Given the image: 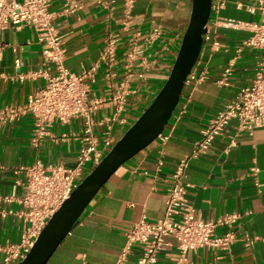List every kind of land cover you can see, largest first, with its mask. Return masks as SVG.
<instances>
[{"label":"crops","instance_id":"1","mask_svg":"<svg viewBox=\"0 0 264 264\" xmlns=\"http://www.w3.org/2000/svg\"><path fill=\"white\" fill-rule=\"evenodd\" d=\"M77 1L81 5L77 12L57 18L67 50L66 65L77 73L95 68L84 77L90 96L102 100L95 113V131L99 136L110 133L118 140L165 83L189 24L193 0H135V19L128 31L120 26L123 0H116L113 6H103L99 0ZM246 2L226 0L224 7L212 11L208 28L222 47L213 50L208 41L202 48L197 69L207 72L208 78L185 84L163 132L168 138H157L111 176L47 264H114L134 222L143 216L156 221L164 215L179 160L193 150L211 118L255 74L259 52L248 47L239 51L252 33L246 24L260 19ZM158 26L161 34L149 40V33ZM109 31L120 36L111 64L101 60ZM44 47L32 27L0 30V108L22 107L44 87L45 72H54L44 65ZM135 47L138 59L129 74L127 57ZM231 62L233 83L222 86L217 78ZM124 81L127 93L117 112L120 101L115 96ZM84 127L82 116L53 122L37 146L32 142V115L0 119V263L6 246L19 242L27 225L20 215L25 176L16 170L37 159L44 164L74 166ZM186 181L187 198L196 214L209 220L237 215L219 229L233 230L237 240L229 249L201 247L182 257L177 240L171 237L172 245L158 253L155 264H264V126L249 133L239 130L238 120L232 119L226 134L215 139L210 151L191 161ZM140 251L139 246L133 248L128 264H136Z\"/></svg>","mask_w":264,"mask_h":264},{"label":"built area","instance_id":"2","mask_svg":"<svg viewBox=\"0 0 264 264\" xmlns=\"http://www.w3.org/2000/svg\"><path fill=\"white\" fill-rule=\"evenodd\" d=\"M56 2L58 7H56ZM116 0H99L103 6H113ZM250 12L258 13L260 19L246 24L251 35L243 42L239 51L248 47L259 52L260 58L255 74L248 85L237 89L234 97L225 107L215 114L208 126L202 130L201 138L193 150L183 156L172 176L165 202L164 215L156 221H149L145 216L134 222L127 232L124 247L114 264H128L135 246L141 251L136 264H155L158 253L171 246L169 238L177 240V247L182 257L192 249L209 247L214 250L229 249L237 240L233 230L219 232L225 224L231 223L237 215H229L218 220H209L196 214L194 206L187 198L186 171L193 159L206 155L215 139L226 134L232 119L238 120L239 130L253 133L256 128L264 126V0H247ZM226 5V0H213L212 11ZM238 5L244 6L242 2ZM81 5L77 0H0V30L10 26L22 29L32 27L39 42L44 43V65L47 74L44 87L29 96L22 107L0 108V119L14 120L23 114H30L34 119L32 142L40 145L49 134V125L53 122H68L71 118L82 116L85 127L81 135L82 146L74 166L62 164H44L37 159L32 164L21 165L16 173L24 174V193L21 198L23 210L20 215L27 225L19 242L6 246L5 256L0 264H18L30 252L36 238L48 223L51 216L71 195L83 178L103 159L117 140L110 134L99 136L95 131V113L102 100L90 96L84 77L91 71L77 73L66 65L67 50L63 44V34L57 24L59 16H68L77 12ZM135 0H123L120 26L130 30L134 22ZM236 25V22H229ZM161 34L158 26L149 33L153 40ZM119 33L109 31L101 54V60L111 64L116 56ZM211 42L213 50H220L222 44L217 36L207 28L204 43ZM203 48V47H202ZM138 59V49L133 48L127 57V70L133 72ZM201 56L192 69L188 80L196 82L208 78L207 72H198ZM144 60L141 61L144 66ZM234 67L231 62L217 78V83L229 86L233 83ZM143 76V74H140ZM24 76H22L23 78ZM127 93V82L121 84L115 99L120 101L118 111L122 110L123 99ZM158 138L166 140L162 133ZM163 163L161 158L160 164ZM249 239L247 238V241ZM253 240H249L251 243Z\"/></svg>","mask_w":264,"mask_h":264},{"label":"water","instance_id":"3","mask_svg":"<svg viewBox=\"0 0 264 264\" xmlns=\"http://www.w3.org/2000/svg\"><path fill=\"white\" fill-rule=\"evenodd\" d=\"M212 1L193 0L189 24L165 83L137 120L51 216L30 252L18 264H47L111 176L165 131L200 57Z\"/></svg>","mask_w":264,"mask_h":264}]
</instances>
